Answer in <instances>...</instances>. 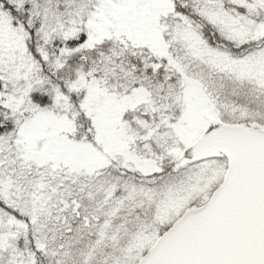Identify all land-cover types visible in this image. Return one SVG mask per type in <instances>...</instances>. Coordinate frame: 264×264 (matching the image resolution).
Instances as JSON below:
<instances>
[{
    "label": "snow or ice",
    "instance_id": "snow-or-ice-1",
    "mask_svg": "<svg viewBox=\"0 0 264 264\" xmlns=\"http://www.w3.org/2000/svg\"><path fill=\"white\" fill-rule=\"evenodd\" d=\"M0 264H264V0H0Z\"/></svg>",
    "mask_w": 264,
    "mask_h": 264
}]
</instances>
